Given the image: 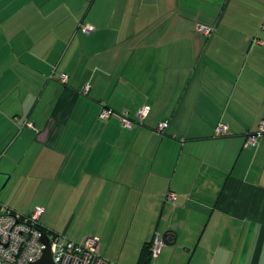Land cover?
I'll return each instance as SVG.
<instances>
[{
	"label": "crops",
	"instance_id": "1",
	"mask_svg": "<svg viewBox=\"0 0 264 264\" xmlns=\"http://www.w3.org/2000/svg\"><path fill=\"white\" fill-rule=\"evenodd\" d=\"M30 1L0 13V186L32 198L6 210L99 237L112 264H264V140L246 144L264 126V0ZM102 102L150 113L127 130Z\"/></svg>",
	"mask_w": 264,
	"mask_h": 264
},
{
	"label": "built area",
	"instance_id": "2",
	"mask_svg": "<svg viewBox=\"0 0 264 264\" xmlns=\"http://www.w3.org/2000/svg\"><path fill=\"white\" fill-rule=\"evenodd\" d=\"M81 30L84 34H90L94 31V27L85 24L81 25ZM198 30L209 35L212 29L198 25ZM67 80L68 76H61L62 83L65 84ZM88 89V87L85 89L84 94L88 93ZM101 105V120H108L113 115H117L122 127L127 130L142 125L150 113V107L143 106L138 111L137 121H133L126 114H115L104 102ZM167 125V123L159 124L157 132L163 134ZM28 126L33 128L31 123ZM227 134V125L219 122L215 128L214 136L224 137ZM246 138V144L251 146L257 144L258 138L264 140V126H261L258 132L248 134ZM176 199L174 193L167 196V200L170 202H175ZM43 212L42 208L37 207L28 215H20L0 207V264H40L47 249V245L42 241L46 233L40 223ZM49 238L54 264H112L100 255V239L97 236H89L81 243L62 236H49ZM167 246V242L157 235L150 245L151 258L157 259Z\"/></svg>",
	"mask_w": 264,
	"mask_h": 264
},
{
	"label": "rangeland",
	"instance_id": "3",
	"mask_svg": "<svg viewBox=\"0 0 264 264\" xmlns=\"http://www.w3.org/2000/svg\"><path fill=\"white\" fill-rule=\"evenodd\" d=\"M21 1H23V2L25 1L26 2V0H21ZM0 2H2L1 6H0L1 7L0 8L1 16H4V15H6L9 12L12 13V11L14 10V7H15V5H14L15 4V0H6V1L5 0H0ZM29 2H30V4L32 6L35 5V2H32L30 0H29ZM1 20H3V19H1ZM82 24H80V25H82ZM79 30H80L81 33H83V31L80 29V26H79ZM10 94H8V95H10ZM0 106H1V102H0ZM8 157L9 156L5 157L4 160H7ZM10 190H11V188H10V186L9 187L7 186V182H3V184L0 186V193H1V195H0V203H1V208L3 210H6L7 207H10V204L22 206L23 204H27L29 202V200L32 199V198H28V197H25V196H21V195H19L17 193L13 194ZM33 196H34V194H32V197ZM2 202L4 204H2ZM11 207H13V206H11ZM62 237L66 238L65 236H62Z\"/></svg>",
	"mask_w": 264,
	"mask_h": 264
},
{
	"label": "water",
	"instance_id": "4",
	"mask_svg": "<svg viewBox=\"0 0 264 264\" xmlns=\"http://www.w3.org/2000/svg\"><path fill=\"white\" fill-rule=\"evenodd\" d=\"M43 243L47 245V249L45 250L44 257L40 264H54L52 260V254H51V249H50V238L48 234H44Z\"/></svg>",
	"mask_w": 264,
	"mask_h": 264
},
{
	"label": "trees",
	"instance_id": "5",
	"mask_svg": "<svg viewBox=\"0 0 264 264\" xmlns=\"http://www.w3.org/2000/svg\"><path fill=\"white\" fill-rule=\"evenodd\" d=\"M82 25H85V24H82ZM80 29H81V25H80ZM109 108V107H108ZM116 114V113H115ZM114 116V115H113ZM112 116V117H113ZM103 121H106V120H103ZM248 134H250V133H247L246 134V137H247V135ZM247 139V138H246ZM44 232L46 233V234H48L49 235V233L46 231V230H44ZM151 245V244H150ZM146 255H147V257L145 258L146 260V263H148V262H150L151 260H152V258H151V253H150V246H149V248H148V250H147V252H144Z\"/></svg>",
	"mask_w": 264,
	"mask_h": 264
}]
</instances>
